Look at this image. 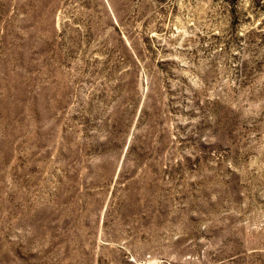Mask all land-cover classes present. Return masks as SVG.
I'll return each instance as SVG.
<instances>
[{
	"label": "rangeland",
	"instance_id": "rangeland-1",
	"mask_svg": "<svg viewBox=\"0 0 264 264\" xmlns=\"http://www.w3.org/2000/svg\"><path fill=\"white\" fill-rule=\"evenodd\" d=\"M0 264H264V0H0Z\"/></svg>",
	"mask_w": 264,
	"mask_h": 264
}]
</instances>
